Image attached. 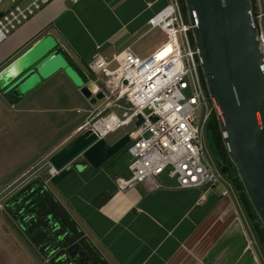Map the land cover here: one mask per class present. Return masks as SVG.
<instances>
[{
  "label": "crops",
  "instance_id": "1",
  "mask_svg": "<svg viewBox=\"0 0 264 264\" xmlns=\"http://www.w3.org/2000/svg\"><path fill=\"white\" fill-rule=\"evenodd\" d=\"M166 3L50 0L0 41V77L20 54L48 34L55 37L58 51L81 73L96 51L111 55L130 46L138 54V43L150 33L148 18ZM7 6L0 5V11ZM0 87L5 88L1 80ZM8 99L14 108L16 128L22 116L33 112L35 102H42V107L36 108L40 113L60 114L55 118L56 131H66L48 150V158L77 135L91 110L83 108L88 100L61 69L24 96L11 93ZM75 109L87 114H69ZM50 116L45 122H52ZM121 152L128 157L118 158L117 152L97 168L78 156L59 170L53 182L50 176L45 178L51 194L76 222L97 257L106 264H264L229 181L228 195L221 194L226 183L205 190L180 188L169 180L165 187L153 191L144 184L121 190L115 178L129 175V155Z\"/></svg>",
  "mask_w": 264,
  "mask_h": 264
},
{
  "label": "built area",
  "instance_id": "2",
  "mask_svg": "<svg viewBox=\"0 0 264 264\" xmlns=\"http://www.w3.org/2000/svg\"><path fill=\"white\" fill-rule=\"evenodd\" d=\"M49 2L0 0V5L8 4L1 10L0 41ZM251 2L264 60V0ZM147 25L148 31L158 29L166 36L150 54L141 56L127 46L111 55L96 51L85 64L84 85L91 82L93 94L100 92L102 97L78 132L89 130L96 141L133 126L125 133L129 175L115 178L118 189L144 184L153 191L165 187L166 180L180 188L205 190L226 183L221 194L228 195L230 183L221 181L220 168L205 153L204 135L213 108L180 1L167 0ZM48 164L49 176L58 174L60 169Z\"/></svg>",
  "mask_w": 264,
  "mask_h": 264
},
{
  "label": "water",
  "instance_id": "3",
  "mask_svg": "<svg viewBox=\"0 0 264 264\" xmlns=\"http://www.w3.org/2000/svg\"><path fill=\"white\" fill-rule=\"evenodd\" d=\"M183 4L222 143L264 228V60L252 2L183 0ZM59 69L91 105L102 97L100 92L93 94L91 82L84 85L50 34L20 54L0 77L3 91L22 97ZM94 140L89 130L78 132L50 155L48 163L61 169L80 156L97 168L120 151L129 137L125 134L114 143ZM207 143L216 153L211 133L207 134Z\"/></svg>",
  "mask_w": 264,
  "mask_h": 264
},
{
  "label": "rangeland",
  "instance_id": "4",
  "mask_svg": "<svg viewBox=\"0 0 264 264\" xmlns=\"http://www.w3.org/2000/svg\"><path fill=\"white\" fill-rule=\"evenodd\" d=\"M28 1L24 0V2ZM165 40V34L163 35L158 29L150 31L148 37L138 43V49L135 51L141 56L148 55ZM78 73L83 76L84 71ZM11 93L12 91L5 93L0 90V264H53L50 259L56 253L50 249V244L39 248V244L33 242L28 232L29 216L21 205L24 202L22 199H25L23 198L25 188L34 181L42 183L49 190L50 184L47 186L49 182L45 180L49 176V168L45 162L49 158L46 154L58 143V140H61L66 129L56 131L55 118L60 115L59 113L38 112L36 108L42 107L41 101L32 103L33 112L22 116L19 121L20 126L16 128L13 123L14 108L10 106L11 102L8 99ZM88 103L85 102L83 108L93 107ZM69 114L84 117L87 112L75 109ZM48 116L52 122H45ZM132 129V125L119 128L109 133L105 140L114 143ZM204 143L208 160L216 166L215 156L207 143L206 133ZM117 154L118 158L128 157L121 151ZM35 162L36 164L32 166ZM231 174L233 176L237 174L234 167ZM220 176L221 181H229L223 173ZM249 231L250 237L253 238L251 229Z\"/></svg>",
  "mask_w": 264,
  "mask_h": 264
},
{
  "label": "trees",
  "instance_id": "5",
  "mask_svg": "<svg viewBox=\"0 0 264 264\" xmlns=\"http://www.w3.org/2000/svg\"><path fill=\"white\" fill-rule=\"evenodd\" d=\"M179 1L185 15L183 0ZM206 131H208L206 137L208 133H211L213 138L214 150L216 153H214L213 149L211 150L215 156L216 164L235 190L238 202L247 218L253 237L264 256V228L255 214L237 174L235 176L231 174L233 165L226 154L217 120L213 112L206 125ZM120 151H126V146ZM55 176L51 177L49 181L53 182ZM45 187L46 186H43L42 183L34 181L25 188V194L23 195V198L25 199H22L21 197V199L24 200L21 208L29 216L28 232L31 235L33 242L38 243L39 248H42L46 245L41 244V242L45 241L50 244L51 250L56 248L59 244L64 247L78 245L80 249H84L88 254L92 255L95 264H106L103 260L97 257L95 251L86 239L83 238L82 232L78 228L76 222ZM50 261L53 262V258L50 259ZM53 264L63 263L53 262Z\"/></svg>",
  "mask_w": 264,
  "mask_h": 264
},
{
  "label": "flooded vegetation",
  "instance_id": "6",
  "mask_svg": "<svg viewBox=\"0 0 264 264\" xmlns=\"http://www.w3.org/2000/svg\"><path fill=\"white\" fill-rule=\"evenodd\" d=\"M207 132L208 131H206V133ZM41 244L48 246L49 243L43 241ZM53 250L56 253L54 254L53 262H60L63 264H95L92 255L88 254L86 250L80 249L78 245L64 247L59 244L56 248L52 249V251Z\"/></svg>",
  "mask_w": 264,
  "mask_h": 264
}]
</instances>
